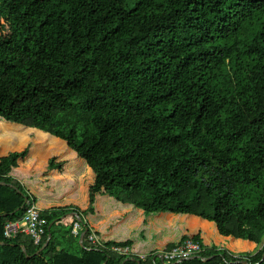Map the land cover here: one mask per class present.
I'll return each mask as SVG.
<instances>
[{
	"label": "trees",
	"instance_id": "1",
	"mask_svg": "<svg viewBox=\"0 0 264 264\" xmlns=\"http://www.w3.org/2000/svg\"><path fill=\"white\" fill-rule=\"evenodd\" d=\"M2 182L0 264H264V0H0Z\"/></svg>",
	"mask_w": 264,
	"mask_h": 264
},
{
	"label": "built area",
	"instance_id": "2",
	"mask_svg": "<svg viewBox=\"0 0 264 264\" xmlns=\"http://www.w3.org/2000/svg\"><path fill=\"white\" fill-rule=\"evenodd\" d=\"M85 225V221L77 220L73 224L72 231L74 234L79 235ZM47 227L48 220L43 217L42 210L34 204L30 206L23 218L16 221H10L6 224L4 228V237L7 240H13L21 235H26L33 240L35 245L38 246L43 242ZM91 240H97L95 234L91 235ZM112 249L118 252V254L131 256V248L129 246H114ZM201 251L202 246L199 242L188 239L185 240L183 244L170 251L161 252L160 255L163 256L165 262L172 264L174 262L197 256ZM140 259L146 261L148 256H141Z\"/></svg>",
	"mask_w": 264,
	"mask_h": 264
},
{
	"label": "water",
	"instance_id": "3",
	"mask_svg": "<svg viewBox=\"0 0 264 264\" xmlns=\"http://www.w3.org/2000/svg\"><path fill=\"white\" fill-rule=\"evenodd\" d=\"M0 185H6L5 183H0ZM29 203V199H26V202H25V204L23 205V206H21V208H19L18 210H21V209H24L25 207H26V205ZM77 217L78 218H80V215H77ZM51 227H52V225H50V227H49V230L51 229ZM89 228L87 227L86 228V230L82 233V235H81V242L83 243L84 242V239H85V235L89 232ZM50 239H51V234H49V238H48V240L46 241V243H45V245L37 252V256H39L40 254H41V252L46 248V246L49 244V242H50ZM0 245H3V243H0ZM23 252H24V254L26 255V256H28L27 255V250H26V248L23 246ZM28 258H30V257H28ZM159 258L161 259V260H164L163 259V256L162 255H159ZM197 258H200L199 256H194V257H192V258H190V259H186V260H192V259H197ZM186 260H182V261H179L178 263H182L183 261H186ZM135 261H137L139 264H142V262L139 260H135ZM178 263H176V264H178ZM248 262H246V264H247Z\"/></svg>",
	"mask_w": 264,
	"mask_h": 264
},
{
	"label": "rangeland",
	"instance_id": "4",
	"mask_svg": "<svg viewBox=\"0 0 264 264\" xmlns=\"http://www.w3.org/2000/svg\"><path fill=\"white\" fill-rule=\"evenodd\" d=\"M65 220H66V222H65V224L63 225V230H64V231L68 229V227H69V223L72 221L70 217H66ZM263 243H264V241H263ZM263 243H262L261 247L263 246Z\"/></svg>",
	"mask_w": 264,
	"mask_h": 264
}]
</instances>
